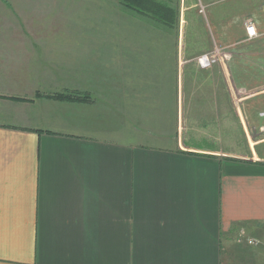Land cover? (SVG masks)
<instances>
[{"label": "crops", "instance_id": "crops-1", "mask_svg": "<svg viewBox=\"0 0 264 264\" xmlns=\"http://www.w3.org/2000/svg\"><path fill=\"white\" fill-rule=\"evenodd\" d=\"M13 1L0 0V264H224L226 253L264 264V104L247 121L224 117V90L247 87L231 81L229 57L217 68L226 88L169 93L183 129L164 140L137 112L142 95L159 93L157 70L118 71L89 39L64 52L43 37L62 29L51 13L30 17L38 2ZM258 57L252 73L264 78ZM73 90L94 101L38 96ZM236 123L244 140L224 148L223 128Z\"/></svg>", "mask_w": 264, "mask_h": 264}, {"label": "rangeland", "instance_id": "rangeland-1", "mask_svg": "<svg viewBox=\"0 0 264 264\" xmlns=\"http://www.w3.org/2000/svg\"><path fill=\"white\" fill-rule=\"evenodd\" d=\"M5 1L11 8H16L13 0ZM31 2H38L37 7L40 10L30 12V17L37 12L42 19L51 13L52 16L47 17V22H53L62 28L58 31L48 28L44 31L46 36L43 31L42 33L43 37L53 35L52 37L62 39L64 52L70 49L72 39H89L87 41L92 40L95 43L100 55L105 51V54L117 57L114 62L120 61L115 68L118 71L142 72L143 77L158 71L159 93L142 95L144 100L140 101L142 102L140 106L137 105V112L142 116L141 123L147 128L146 131L158 132L166 136L164 140L174 130L183 129L179 125L182 119L180 111L177 110V100H180V96L177 95L174 108L171 100L175 97L173 95L170 97L169 93L179 86L183 87L184 92L185 88L186 91L187 88L192 89V92H199L200 89L208 91V88L215 86L226 88L225 79L220 76L223 74L217 68L220 69L218 63H223L220 61L227 57L229 59L225 62L228 67L229 65L232 67L229 69L231 81L235 83L237 79V85L243 83L247 87L245 90L231 84L236 88L233 97L228 94L227 89L224 90V117L235 118V114L238 113L240 119L244 120L251 118L256 110L262 111L264 95L258 93L264 88V78L260 76V72L253 75L252 67L256 69L259 67L254 63L257 62V55L260 65L264 61V0H179L180 16L177 26L173 29L160 26L155 21L127 9L120 0H31ZM251 24L258 31L255 37H250L247 31ZM255 38L257 41H263L262 46L249 41ZM210 53L214 54L218 61L207 67L202 66L197 58ZM69 54L64 53V59L69 58ZM135 57L137 58L134 59ZM131 60L134 62L131 63ZM230 70H234L235 78ZM203 71H211L214 74L204 75ZM125 76L126 78L121 80V86L126 89L131 80ZM148 80L154 82L152 79ZM128 97L125 92L119 100L123 101ZM198 114L190 112L189 115L192 116L188 124H194L191 119ZM246 126H250L255 133H261L260 130L255 131L250 121L246 122L243 128ZM186 127L190 130L198 129ZM223 129L227 136H224V139L226 138L223 142L224 148H230L231 144H235L236 138L239 141L244 140V135L240 131L242 128L237 123L236 127L228 126ZM210 130L213 131V127ZM161 143L166 144V141ZM168 145L171 146V143ZM250 256L249 253L248 257ZM237 257L239 256L231 255L232 260L228 263L229 253H226L224 264H248L242 258L233 263ZM248 257L244 258L248 260Z\"/></svg>", "mask_w": 264, "mask_h": 264}, {"label": "trees", "instance_id": "trees-1", "mask_svg": "<svg viewBox=\"0 0 264 264\" xmlns=\"http://www.w3.org/2000/svg\"><path fill=\"white\" fill-rule=\"evenodd\" d=\"M127 9L143 15L144 17L155 21L160 26L175 28L180 16L178 6L179 0H120ZM51 97L59 100L76 102H93L94 95L88 91H61L52 94L38 95ZM8 98L24 100L25 98L9 96Z\"/></svg>", "mask_w": 264, "mask_h": 264}, {"label": "built area", "instance_id": "built-area-1", "mask_svg": "<svg viewBox=\"0 0 264 264\" xmlns=\"http://www.w3.org/2000/svg\"><path fill=\"white\" fill-rule=\"evenodd\" d=\"M247 31L250 37H255L258 35V31L256 29L255 26H253V24L249 25L247 27ZM197 61H199L201 63L202 66L207 67L210 66L212 63L217 62V57L210 53V54H202L197 58ZM247 242L251 245H257V244H261L262 241L258 238H247L246 239Z\"/></svg>", "mask_w": 264, "mask_h": 264}]
</instances>
